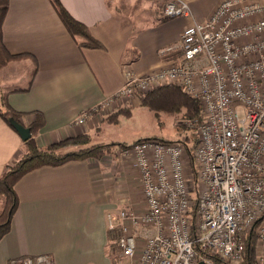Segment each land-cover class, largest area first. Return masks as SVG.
Returning <instances> with one entry per match:
<instances>
[{
    "label": "crops",
    "instance_id": "crops-1",
    "mask_svg": "<svg viewBox=\"0 0 264 264\" xmlns=\"http://www.w3.org/2000/svg\"><path fill=\"white\" fill-rule=\"evenodd\" d=\"M59 1L100 49L71 37L51 0H9L1 26L0 47L16 58L0 69V109L6 119V106L18 114L24 127L39 115L42 127L33 138L40 148L81 135L93 144H110L93 139L120 117L112 115L130 107L113 105L105 115L87 116L81 127L73 122L122 87L125 69L143 76L160 67L159 50L177 42L194 20L206 19L221 0H182L191 17L169 20L161 15L168 0ZM25 152L24 142L0 117V176ZM14 189L18 207L0 240V264L37 255L50 256L53 264H130L111 255L108 242L107 214L142 203L138 177L119 150L101 160L39 168ZM256 257L264 263V244L258 241Z\"/></svg>",
    "mask_w": 264,
    "mask_h": 264
},
{
    "label": "built area",
    "instance_id": "built-area-1",
    "mask_svg": "<svg viewBox=\"0 0 264 264\" xmlns=\"http://www.w3.org/2000/svg\"><path fill=\"white\" fill-rule=\"evenodd\" d=\"M161 15L189 18L191 11L185 1L168 0ZM160 55L162 65L146 75L125 69L121 89L72 125L159 87H179L200 103L201 120L187 121L196 137L192 157L180 143L150 140L120 152L138 177L142 203L108 213V231L118 234L121 258L130 264H218L195 244L223 264H241L242 234L257 223L264 244V0H221ZM8 264L53 261L37 255Z\"/></svg>",
    "mask_w": 264,
    "mask_h": 264
},
{
    "label": "trees",
    "instance_id": "trees-1",
    "mask_svg": "<svg viewBox=\"0 0 264 264\" xmlns=\"http://www.w3.org/2000/svg\"><path fill=\"white\" fill-rule=\"evenodd\" d=\"M57 15L65 27L67 33L73 38H81L84 43L83 47H88L92 49H100L101 44L95 40L89 33L88 29L80 22L75 20L67 10L61 5L59 0H51ZM9 0H0V38H1V26L5 15L8 10ZM3 48L0 47L5 59L7 60L3 65H5L15 56H10L5 54ZM26 56V55H21ZM6 106V104H4ZM3 105V106H4ZM140 105L142 107L148 108L155 113H169V114H180L184 111L183 116L186 120H201V106L198 100L193 99L183 93V91L176 86H166L153 89L145 94V96L140 100ZM8 109L9 117L18 120V114L14 113L11 109ZM127 115L129 116V109L124 112V110L118 111L115 115L110 118H116V115ZM0 117L5 121L6 116L2 113L0 109ZM7 117V118H9ZM42 127V120L39 115H37V121H33L26 128L30 130L31 137L24 142L26 147L25 154L14 163L7 165L5 171L0 176V198H3L4 208L0 213V240L5 236L11 225V220L14 213L18 207V198L15 192L16 183L27 173L37 170L42 167H58L63 164L72 161L81 160H99L102 157L112 155L113 151L111 149H126L133 147L135 144L141 142H135L133 144H104V143H91L90 138L87 135H81L71 138H66L58 143L51 144L47 147L40 148L37 146L33 136L39 128ZM146 141V140H143ZM196 145V137L194 136V144L192 149ZM189 157H192V149L185 144ZM196 216V205H194L190 211L189 219L192 223V234L191 239L195 238V225L194 219ZM258 224V223H257ZM252 228L251 231L242 234L243 240V253L241 264H255L256 263V226ZM117 237L118 234L114 231H108V242L110 243V249L114 253H119L117 247ZM197 253L204 258H209L218 264H223L216 256L209 254V252L201 251L198 245H194Z\"/></svg>",
    "mask_w": 264,
    "mask_h": 264
},
{
    "label": "rangeland",
    "instance_id": "rangeland-1",
    "mask_svg": "<svg viewBox=\"0 0 264 264\" xmlns=\"http://www.w3.org/2000/svg\"><path fill=\"white\" fill-rule=\"evenodd\" d=\"M164 48L165 47L161 48L160 50ZM160 50L158 53L160 60L162 61ZM5 61V56L0 50V69L3 68V63H5ZM13 73L14 71H11L9 74ZM125 106L131 108V114L129 116L120 115L119 119L116 121L115 124L104 126L102 128V131L99 133L98 136L95 137V139H93V141L100 140L101 142H107L111 144L114 143L130 145L135 142L150 140L166 143H180L183 145L184 148V145L187 144L188 147L192 149L191 146H193L194 144L195 133L192 131V129H189V127L187 126V121L189 120H186L183 116L184 111L180 114H169L162 112L155 113L149 110L148 108L142 107L140 105V101H129L127 105H124V107ZM122 109H124V111L128 110V108ZM126 149H111V151H113L112 156H116L118 150L120 152H123ZM186 154L188 155V152H186ZM105 157H102L99 160ZM125 159L130 161L128 157H126ZM0 202L1 213L4 208V201L2 197L0 198ZM110 253L113 256H117L119 258L121 257L120 251L119 253H114V251L110 249ZM262 263L263 262H261L256 257L255 264Z\"/></svg>",
    "mask_w": 264,
    "mask_h": 264
},
{
    "label": "water",
    "instance_id": "water-1",
    "mask_svg": "<svg viewBox=\"0 0 264 264\" xmlns=\"http://www.w3.org/2000/svg\"><path fill=\"white\" fill-rule=\"evenodd\" d=\"M7 123L19 135L20 139L23 142L27 141L31 137L30 130L24 127L21 123L16 121L14 118L9 117L7 119ZM198 264H203V262H199Z\"/></svg>",
    "mask_w": 264,
    "mask_h": 264
}]
</instances>
